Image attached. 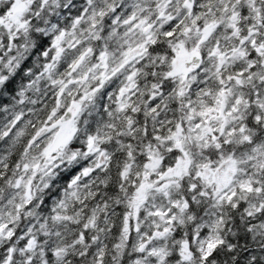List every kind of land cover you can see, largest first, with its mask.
<instances>
[{
	"label": "snow or ice",
	"instance_id": "obj_1",
	"mask_svg": "<svg viewBox=\"0 0 264 264\" xmlns=\"http://www.w3.org/2000/svg\"><path fill=\"white\" fill-rule=\"evenodd\" d=\"M0 264H264V0H0Z\"/></svg>",
	"mask_w": 264,
	"mask_h": 264
}]
</instances>
